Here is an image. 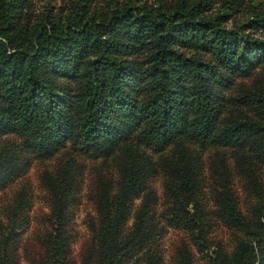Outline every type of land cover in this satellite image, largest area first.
Segmentation results:
<instances>
[{
	"label": "trees",
	"instance_id": "obj_1",
	"mask_svg": "<svg viewBox=\"0 0 264 264\" xmlns=\"http://www.w3.org/2000/svg\"><path fill=\"white\" fill-rule=\"evenodd\" d=\"M136 1L89 9L87 0H77L63 16L46 11L31 18L23 11L25 0H0V131H14L38 156L67 139L102 155L121 144L117 190L97 192L95 249L83 264H121L148 242L140 208L130 230L121 229L127 197L157 167L182 197L194 195L192 162L182 145L158 163L137 146L161 147L180 137L238 142L264 160V93L255 87L241 98L259 119L241 113L216 127L220 104L213 90L230 74L246 76L258 66L264 71V0H218L210 15L202 0L155 7ZM241 7L245 18L239 24L221 25ZM137 52L145 54L142 65L125 58ZM199 52L210 60H201ZM51 78L74 82V91L61 95ZM10 164V156L0 152V170ZM63 182L50 184L55 201L42 264L66 263L58 223L65 208ZM177 220L195 228L191 218ZM257 260L264 264V234L253 244L239 242L229 256L216 254L212 264Z\"/></svg>",
	"mask_w": 264,
	"mask_h": 264
},
{
	"label": "rangeland",
	"instance_id": "obj_2",
	"mask_svg": "<svg viewBox=\"0 0 264 264\" xmlns=\"http://www.w3.org/2000/svg\"><path fill=\"white\" fill-rule=\"evenodd\" d=\"M77 0H25L23 11L33 17L40 13L66 14ZM125 0H87L89 9L120 4ZM176 0H143L145 5L172 3ZM130 3L139 4L136 0ZM214 14L218 0H202ZM245 18L244 11L232 13L221 25L235 27ZM185 55L192 50L180 49ZM199 58H210L201 52ZM145 54L137 52L125 58L142 65ZM61 95H69L75 83L51 78ZM259 88L264 93V71L256 67L246 76L230 74L224 85H214L220 110L216 127L229 117L244 114L259 119L250 104L241 101L244 90ZM130 143L133 139L128 137ZM178 144L192 162L195 192L181 196L164 171L157 167L139 190L127 197L128 212L121 233L129 231L133 215L141 209L149 240L141 250L121 264H212L216 254L229 256L241 241L256 242L264 234V160L254 150L238 142L196 141L180 137L161 147L139 145L151 161L171 159ZM118 145L107 155L91 145L67 139L54 152L38 156L28 149L14 131H0V152L11 158L9 167L0 170V264H42L47 233L51 231V209L55 196L51 182L63 180L64 213L58 221L64 238L65 264H83L95 249L98 190L112 194L117 190ZM60 192L61 189H58ZM191 218V229L178 221ZM262 237V236H261ZM254 264H260L257 260Z\"/></svg>",
	"mask_w": 264,
	"mask_h": 264
}]
</instances>
